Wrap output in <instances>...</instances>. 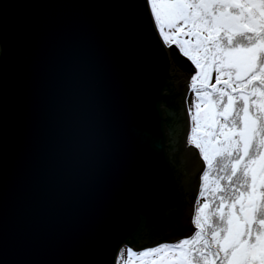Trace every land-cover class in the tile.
Wrapping results in <instances>:
<instances>
[{"label":"water","instance_id":"water-1","mask_svg":"<svg viewBox=\"0 0 264 264\" xmlns=\"http://www.w3.org/2000/svg\"><path fill=\"white\" fill-rule=\"evenodd\" d=\"M175 66L190 82L145 0H0V264H116L189 235L163 211L192 126Z\"/></svg>","mask_w":264,"mask_h":264},{"label":"snow or ice","instance_id":"snow-or-ice-1","mask_svg":"<svg viewBox=\"0 0 264 264\" xmlns=\"http://www.w3.org/2000/svg\"><path fill=\"white\" fill-rule=\"evenodd\" d=\"M169 49L190 62L196 93L187 143L212 177L194 232L175 243L127 249L125 264H264V0H145ZM205 197V186L200 185ZM125 251L117 256L121 264Z\"/></svg>","mask_w":264,"mask_h":264},{"label":"flooded vegetation","instance_id":"flooded-vegetation-1","mask_svg":"<svg viewBox=\"0 0 264 264\" xmlns=\"http://www.w3.org/2000/svg\"><path fill=\"white\" fill-rule=\"evenodd\" d=\"M169 124L170 126H174L171 122ZM186 144L188 145V143ZM169 161L175 173L176 187L172 195V200L165 204L163 211L165 209L169 210L172 221L179 229L183 230L187 225H192L191 219L195 214V208L198 206L196 202L197 200L201 201L199 190L201 183L204 184V181L201 180L204 163L198 154V150L194 146L188 145L187 147L183 145L181 147L179 143L170 147ZM192 226L189 235L195 230L194 225ZM158 228L162 232L168 230L165 222H160ZM180 239L182 237L174 241L165 240L160 244L175 243Z\"/></svg>","mask_w":264,"mask_h":264},{"label":"rangeland","instance_id":"rangeland-1","mask_svg":"<svg viewBox=\"0 0 264 264\" xmlns=\"http://www.w3.org/2000/svg\"><path fill=\"white\" fill-rule=\"evenodd\" d=\"M173 68H174V66H173ZM174 69H172V75H174V79H172V82H173L172 89L173 90L175 89V87H176L175 84L177 86L179 84H181V83L183 84V88L186 89V92L188 94V97H187L188 113H189V108L192 107L193 114H194L195 113V109L193 107V98L196 96V93L194 91H191L190 90V87L188 86V85H190V82L189 81H188L187 86H185L184 83H185V81L187 79V76H185L183 74H180L181 71H179V69H177V67H176L177 70H174ZM188 117H190V116L188 115ZM190 121H191V118H190ZM192 123L193 122L191 121V125H192ZM186 143H185V146L188 147V145ZM210 179H211V176L207 180L204 181V186L207 185V183L210 181ZM128 248H131L133 251H136V252L145 250V249H137L136 247H134L132 245H125L124 247L121 248V250H124L125 251V258L123 260H121V264H125V260L127 259V249ZM121 250H120V252H121ZM147 261H148V258L147 257H133L132 258V261H131V264H147Z\"/></svg>","mask_w":264,"mask_h":264},{"label":"trees","instance_id":"trees-1","mask_svg":"<svg viewBox=\"0 0 264 264\" xmlns=\"http://www.w3.org/2000/svg\"><path fill=\"white\" fill-rule=\"evenodd\" d=\"M211 180H212V177H211L210 181L207 183V185L205 186V189H206V191H205V197H201V201H200L201 204H203L205 202V199L206 198H209V199L211 198L209 192L207 191V189L210 187ZM137 239H139L138 238V235L135 234L134 235V238L130 240V243L135 244V242L137 241Z\"/></svg>","mask_w":264,"mask_h":264},{"label":"bare ground","instance_id":"bare-ground-1","mask_svg":"<svg viewBox=\"0 0 264 264\" xmlns=\"http://www.w3.org/2000/svg\"><path fill=\"white\" fill-rule=\"evenodd\" d=\"M185 83H188V79H186V82Z\"/></svg>","mask_w":264,"mask_h":264}]
</instances>
